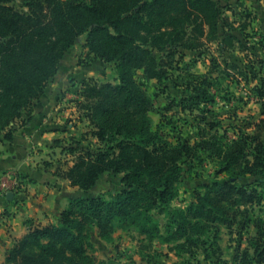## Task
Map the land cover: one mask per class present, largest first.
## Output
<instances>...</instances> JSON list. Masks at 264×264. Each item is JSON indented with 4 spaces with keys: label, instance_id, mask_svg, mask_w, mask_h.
<instances>
[{
    "label": "trees",
    "instance_id": "obj_1",
    "mask_svg": "<svg viewBox=\"0 0 264 264\" xmlns=\"http://www.w3.org/2000/svg\"><path fill=\"white\" fill-rule=\"evenodd\" d=\"M222 4V0H0V132H6L8 141L15 123L24 115L31 117L79 36H86V47L95 59L116 65L119 77L116 84H84L81 106L88 111L92 136L103 148L95 153L86 150L66 172H57L79 194L56 222L27 221L28 233L15 241L7 264H115L95 255L92 229L109 243L117 230L134 232L147 247L158 242L179 258L192 254L189 246L209 243L208 259L222 226L231 229L237 223L254 228L255 235L239 246L233 262L217 254L214 263L264 264V215H259L264 212V118L238 127L237 136L224 141L215 130L217 122L205 117L193 143L171 140L154 128L150 113L157 109L155 101L135 80L138 71L158 83L167 78L171 62L158 58V53L168 52L166 58H172L178 49L201 52L209 44L217 45L220 54L243 49L235 32L244 36L248 27H235L225 14L231 6ZM259 62L264 69V60ZM251 63L250 67L225 61V71L246 75L254 70ZM253 92L264 109V78ZM187 101L193 106L202 100L199 96L183 100V112L193 109ZM206 153L221 162L224 178L208 185L204 194L194 193L188 206L173 207L187 163L202 162ZM106 175H121L123 185L108 200L90 194ZM17 179L20 191L25 178ZM157 215H164L165 228Z\"/></svg>",
    "mask_w": 264,
    "mask_h": 264
},
{
    "label": "rangeland",
    "instance_id": "obj_2",
    "mask_svg": "<svg viewBox=\"0 0 264 264\" xmlns=\"http://www.w3.org/2000/svg\"><path fill=\"white\" fill-rule=\"evenodd\" d=\"M222 3L223 6H231L226 7L225 14L229 12L235 27L244 24L248 27L244 33L246 36H241L245 46L243 49L220 54L217 45L209 44L202 48L201 52L178 49V53L172 58H166L168 52L158 53V58L165 57L166 61L171 62L167 67V78L162 83L146 80L141 71L135 75V80L155 101L157 109L150 113L154 128L162 129L171 140L180 139L193 143L199 132V124L205 117L209 122H217L215 130L223 136L224 141L227 138L234 139L238 127L264 118V109L253 92L260 79L264 78V69L259 62L264 60V1L258 6L249 0H234L231 3L229 0H222ZM230 60L250 67L253 62L254 70L249 69L246 75L234 70L225 71V61ZM251 74H255L257 78ZM53 79L48 81L47 85V88L51 89L50 104L48 103L41 112V118L51 122L54 129L63 131V143L51 160L55 172H66L74 165L79 154L82 155L86 150L95 153L99 148H103V144L92 136L93 127L87 117L88 111L81 106L84 104L81 95L84 84H116L119 77L114 63H104L89 53L86 36L83 35L79 36L74 47L67 53ZM203 90H206V95L202 94ZM191 96H199L202 101L193 106L191 104L194 102L187 101L186 105L192 106L193 109L183 112L181 102L189 100ZM167 107L171 108L166 110ZM20 122H25V119L18 124H21ZM70 148H77L79 151L69 152ZM221 167V162L208 157L207 153L202 162H188L185 167L186 174L182 177L180 196L173 203V207L188 206L194 201V193L204 194L208 185L224 178L225 175L220 174ZM121 178V175L102 177L90 194L108 200L110 193L115 194L123 188ZM256 211H259V207H256ZM259 215H264V212ZM157 217L165 228L164 215ZM255 233L254 228H245L238 223L231 229L222 226L220 237L215 245H212L213 249L209 251L211 257L208 259L205 257L209 243L206 246H189L192 254L183 253L179 258L175 251H170L166 245L155 242L151 247H147L134 232L118 233L115 238L118 247H112L115 252V264H215L213 256L217 257V254L222 256L223 260L233 262L239 246H245V240Z\"/></svg>",
    "mask_w": 264,
    "mask_h": 264
},
{
    "label": "crops",
    "instance_id": "obj_3",
    "mask_svg": "<svg viewBox=\"0 0 264 264\" xmlns=\"http://www.w3.org/2000/svg\"><path fill=\"white\" fill-rule=\"evenodd\" d=\"M263 1L249 0L256 6ZM235 34L241 38L239 32ZM50 91L46 88L30 118L24 115L18 122L24 119L25 122L15 123L11 141L6 139V132H0V264H7V254L15 241L28 233L27 221L35 225L56 222L70 199L79 194L77 188L71 187L69 181L53 170L51 159L63 143V131L54 129L51 122L41 118V112L49 103ZM17 177L25 178L20 191L15 187ZM10 192L14 194L11 201L7 199ZM93 230L95 255L104 261H115L116 235L127 232L117 230L114 241L109 243L98 236V230Z\"/></svg>",
    "mask_w": 264,
    "mask_h": 264
},
{
    "label": "water",
    "instance_id": "obj_4",
    "mask_svg": "<svg viewBox=\"0 0 264 264\" xmlns=\"http://www.w3.org/2000/svg\"><path fill=\"white\" fill-rule=\"evenodd\" d=\"M13 197H14V194L12 192H10V193L7 194V199L9 201H11L13 199Z\"/></svg>",
    "mask_w": 264,
    "mask_h": 264
},
{
    "label": "built area",
    "instance_id": "obj_5",
    "mask_svg": "<svg viewBox=\"0 0 264 264\" xmlns=\"http://www.w3.org/2000/svg\"><path fill=\"white\" fill-rule=\"evenodd\" d=\"M18 181H19V179H15V181H14V182H15V187H18V184H19ZM5 192H6V191H5ZM4 194H5V193H4ZM4 196H6V195H4Z\"/></svg>",
    "mask_w": 264,
    "mask_h": 264
}]
</instances>
